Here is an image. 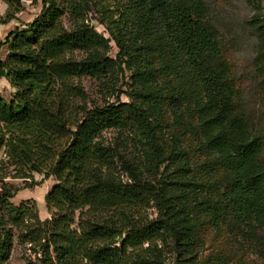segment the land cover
Segmentation results:
<instances>
[{"label":"trees","instance_id":"obj_1","mask_svg":"<svg viewBox=\"0 0 264 264\" xmlns=\"http://www.w3.org/2000/svg\"><path fill=\"white\" fill-rule=\"evenodd\" d=\"M2 1L20 9L19 0ZM247 2L255 7L256 0ZM43 5L0 41L8 52L0 78L14 88L10 100L0 97V153L7 158L0 163L14 166L20 178H28L26 171L54 177L45 197L51 218L41 221L28 204L10 202L1 165L0 264L8 262L14 230L18 244L40 248L39 264H172L163 253L166 237L180 255L175 262L190 264L203 222L241 239L264 264V144L220 56L205 0ZM93 19L109 38L94 29ZM251 24L254 66L264 82V24L257 11ZM110 41L115 58L108 56ZM125 70L135 101L88 105L83 76L113 95L110 86ZM167 107L177 131L168 151L158 136ZM125 128L145 135V163L118 167L103 132ZM185 135L200 159L195 166L181 145ZM199 168L206 182L197 180ZM151 205L156 216L149 219Z\"/></svg>","mask_w":264,"mask_h":264},{"label":"rangeland","instance_id":"obj_2","mask_svg":"<svg viewBox=\"0 0 264 264\" xmlns=\"http://www.w3.org/2000/svg\"><path fill=\"white\" fill-rule=\"evenodd\" d=\"M19 2L20 9L17 12L14 6L10 7L6 2L0 0V24L6 23L4 20L9 15L13 17L8 19L7 23L13 25V28L16 25L22 28L23 24L31 22L44 8L43 0H19ZM205 3L208 19L215 28V35L220 44V56L227 61L237 86L242 92L244 110L250 119L251 126L255 133L262 137L264 144V82L262 74L254 66L257 54V33L251 24V19L256 11L264 24V0H256L255 7H252L247 0H205ZM64 21L67 22L66 15ZM91 23L98 33L109 38L103 25L97 24L94 19L91 20ZM109 46L108 56L115 58L117 48L114 42L110 41ZM75 56L80 59L83 54L75 52ZM80 85L84 89L89 106L135 101L129 96V93L134 90V86H132L130 73L127 70L112 82L110 88L114 89L113 95L106 93L100 82L89 76H83L80 79ZM13 93L14 88L10 96L4 92V98L10 100ZM164 116L167 126L159 131L158 136L161 138L162 146L168 151L173 143L172 136L177 131L173 127V119L168 107ZM103 137L114 148L118 167L124 161H135L136 164L145 163L147 155L146 149L143 147L145 135L140 131L126 128L123 130L108 129L103 132ZM180 138L182 147L190 154L192 166L199 164L200 159L194 154L192 136L185 135ZM0 160L5 162L7 158L0 153ZM166 164L165 160L159 164L161 171ZM1 165L2 172L7 173L3 181L8 184V187H11L13 192L10 202L13 205L28 204L41 221L50 219L51 213L47 210L45 197L56 183L54 177H44L43 174L26 171L25 174L28 178L24 179L20 178L21 173L14 170V166L0 163ZM120 175L123 181L127 180L128 175L125 171L121 170ZM196 177L198 181L209 180V177L200 168L196 172ZM146 213L149 219L154 218L156 216L155 207L151 205L146 209ZM16 234L17 232L14 230L7 264H39L40 248L36 247L33 251L29 245L18 244ZM198 235L199 243L191 251L193 258L190 264H262V260L255 250L248 249L245 242L225 230L216 233L203 222ZM165 239L163 252L165 261L177 264L178 262L175 261L180 258V255L177 254L171 238L166 237ZM262 241L264 242V236H262Z\"/></svg>","mask_w":264,"mask_h":264},{"label":"crops","instance_id":"obj_3","mask_svg":"<svg viewBox=\"0 0 264 264\" xmlns=\"http://www.w3.org/2000/svg\"><path fill=\"white\" fill-rule=\"evenodd\" d=\"M13 25L10 23L0 24V41H3L4 37L12 30ZM7 49L5 45L0 46V60H5L7 57ZM13 88L5 78H0V97H5L4 92L10 96Z\"/></svg>","mask_w":264,"mask_h":264}]
</instances>
